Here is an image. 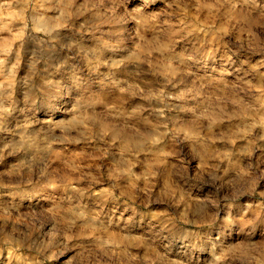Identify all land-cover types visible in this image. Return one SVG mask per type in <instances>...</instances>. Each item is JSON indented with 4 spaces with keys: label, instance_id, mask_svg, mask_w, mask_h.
<instances>
[{
    "label": "rangeland",
    "instance_id": "rangeland-1",
    "mask_svg": "<svg viewBox=\"0 0 264 264\" xmlns=\"http://www.w3.org/2000/svg\"><path fill=\"white\" fill-rule=\"evenodd\" d=\"M0 264H264V0H0Z\"/></svg>",
    "mask_w": 264,
    "mask_h": 264
}]
</instances>
